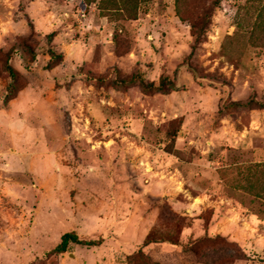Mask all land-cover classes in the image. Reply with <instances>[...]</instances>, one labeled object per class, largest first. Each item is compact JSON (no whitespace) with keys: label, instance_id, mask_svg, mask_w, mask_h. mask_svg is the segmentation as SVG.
<instances>
[{"label":"rangeland","instance_id":"rangeland-1","mask_svg":"<svg viewBox=\"0 0 264 264\" xmlns=\"http://www.w3.org/2000/svg\"><path fill=\"white\" fill-rule=\"evenodd\" d=\"M100 1L0 0V264H264V0Z\"/></svg>","mask_w":264,"mask_h":264},{"label":"trees","instance_id":"trees-1","mask_svg":"<svg viewBox=\"0 0 264 264\" xmlns=\"http://www.w3.org/2000/svg\"><path fill=\"white\" fill-rule=\"evenodd\" d=\"M96 1L97 0H94V2ZM121 1H123V4L125 3L126 6L129 5L130 4L129 1L132 0H121ZM100 2L102 3L104 2V0H101ZM176 2H177V14L183 21L188 20V18L184 16L185 14H183L184 12V7L182 4L183 0H176ZM139 4H140V0H139ZM215 5H218V2L214 3V6ZM126 9L127 12L132 13L131 12L132 9L130 10L128 8H125L124 11ZM213 12H214V8L204 9L202 11L201 17L191 22L192 35L195 39V47L200 45L205 40L207 30L209 28V25L211 24V18ZM133 13H134L133 14V19H134L137 15V10L136 12ZM49 56H50V60L47 66L48 69H53L54 67L59 65L64 59L63 55L57 54V52L53 49L49 50ZM6 68L11 80L6 91V101H9L18 95L23 85L21 84L20 74L15 70V68L9 64H7ZM70 243L81 244L85 246H97L100 244V242L82 240L79 238L78 235L74 233H67L63 236L61 243L56 247L55 251L60 253L67 252Z\"/></svg>","mask_w":264,"mask_h":264}]
</instances>
